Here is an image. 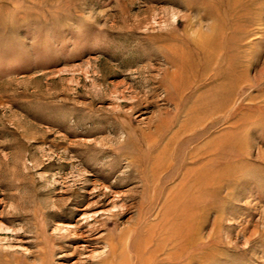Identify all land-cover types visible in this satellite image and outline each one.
Returning <instances> with one entry per match:
<instances>
[{
    "label": "rangeland",
    "instance_id": "obj_1",
    "mask_svg": "<svg viewBox=\"0 0 264 264\" xmlns=\"http://www.w3.org/2000/svg\"><path fill=\"white\" fill-rule=\"evenodd\" d=\"M163 117L194 128L152 173ZM131 227L143 264H264V0H0V264Z\"/></svg>",
    "mask_w": 264,
    "mask_h": 264
},
{
    "label": "bare ground",
    "instance_id": "obj_2",
    "mask_svg": "<svg viewBox=\"0 0 264 264\" xmlns=\"http://www.w3.org/2000/svg\"><path fill=\"white\" fill-rule=\"evenodd\" d=\"M173 119H174V117L172 119L171 118L168 119V117H163L162 119H160V121H161L160 124L162 125V127H165V129L161 128L162 130L161 129L158 130L157 134H154L153 132H151V133H148L147 135L144 136L147 138L146 142H144L145 147L148 148L147 150H149L151 153H153L155 151L158 152L156 155L152 156L146 162L148 165L147 166L148 170L152 171V173L153 172L155 173L156 169L158 170V169H161L163 167V166L161 167V166L156 165L159 161H161L158 159L157 156H159V154H162V155L167 154V151L169 150V148H172L170 140L175 141L178 138V134L181 133L184 135V133H186L187 130L190 131L194 128L192 126L191 122L185 123V121H184L175 131L171 132L172 135H170L171 137L167 141L166 135L169 134L168 130H169V127H170ZM190 126H192L191 129H190ZM151 137H152V139L149 140ZM160 139L161 140L165 139V141L163 142V145L161 147H158V143L161 142ZM157 148H159V149H157ZM183 154L184 153L181 154L182 157H183ZM201 154H202V150L194 151L193 156L191 157V161L188 162V164L189 165L194 164L195 158L200 156ZM180 162H181V164L179 165V168H181V166L183 167V164L186 163L183 161V158L180 160ZM188 173H189V169L185 168V170L181 173V177L184 179H191L190 174H188ZM202 173H204L203 170L201 171V173H199L200 175L197 177V181L199 183L200 188L204 182L203 180L205 179V176H204L205 173L204 174H202ZM182 185H183L182 186L183 188H186L185 183H183ZM82 218H85V217H82ZM164 221L162 223L163 227L165 226ZM60 226H61V228H63L62 231H65L67 233L73 232V230L76 228L75 225H72L69 223H66L64 225L59 223V224H57L55 230H61ZM150 235L151 234L148 232L147 236L142 237L141 233H140V229L139 228L134 229L132 227L125 229V230H121L115 234L108 235L107 239L109 241H107L108 242L107 243V247H108L107 252L104 255V257L97 264H143L144 261L151 260V259L155 258L154 257V255L156 253L155 248H153L149 252H147L148 250L147 251L144 250V246L147 244V241H148L147 239ZM94 239L95 238H93V240ZM87 247H88V245H84L82 251L87 252L88 251ZM40 253H42V255L40 257H38V261L34 262L32 264H48L50 258L46 257L47 256L46 252L43 249H41ZM62 256H65V254H61L59 257H62ZM84 257H86V256H84ZM161 260L168 261V259H163V258H161ZM163 261H161V262H163Z\"/></svg>",
    "mask_w": 264,
    "mask_h": 264
}]
</instances>
